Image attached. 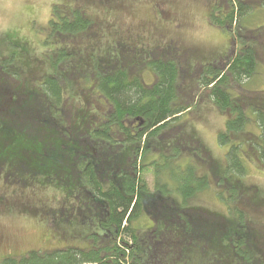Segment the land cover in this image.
<instances>
[{"label": "trees", "instance_id": "16d2710c", "mask_svg": "<svg viewBox=\"0 0 264 264\" xmlns=\"http://www.w3.org/2000/svg\"><path fill=\"white\" fill-rule=\"evenodd\" d=\"M67 1L77 0L60 2ZM247 1L227 3L223 19H218L211 11L207 20L214 27L230 32L233 25H239L247 16L249 7H253ZM77 2L80 4L81 0ZM54 7L48 37L57 39L60 45L55 52L46 51L48 54L43 58L51 64L52 70L71 56L62 48L64 39L70 37L73 41L76 35H86L90 27L84 8L68 7L62 14L60 6ZM89 33L93 30L85 36L87 43L92 44L95 39ZM260 40L264 52V39ZM71 44L78 47L76 42ZM118 44L126 45L122 40ZM3 45L10 53L7 56L0 54V78L3 79L0 80V156L13 162L17 169L14 172L19 166H32L48 186L52 185V179H56L57 183L72 187L73 201L79 206L76 204L74 209L66 201L68 209L64 211L68 215L65 216L69 218L72 213H78L74 214L73 222L87 223L97 231L85 238L88 248L65 246L32 251L22 258L4 257L1 264H184L187 254L194 252L196 247L201 248L200 255L205 254L210 262L207 264H264V227L246 223L243 216L239 220L236 218L235 222L200 208H182L171 201L172 194L177 192L186 202L203 186L190 171L182 180L177 178L183 175L180 169L170 170V162L177 157L176 154L187 152L192 158L196 155L204 161L202 163H209L200 144L182 134V125L175 126L193 101L174 106L179 95V68L171 58L153 57L148 67L154 72L156 81L153 85H146L135 75V69L129 68L132 61L126 55V49L121 47L120 50L118 45L116 53L107 57L111 65L96 66L93 71L96 80L91 78L89 96H94L97 103L91 99V105L83 97L77 108L76 98L80 94L75 90H72L73 97L67 95L64 100L68 81L76 78L75 73L68 74L67 71L76 69L77 63L57 67L56 73L40 78L35 76L39 74L38 70H30L36 57L32 58L31 53L27 55L25 43L12 34L7 35ZM242 48L235 58L227 56L222 65L208 66L198 72L195 86L208 91L213 104L226 118L225 130L218 136L220 144L231 145L233 150L238 148L240 152L236 155L226 153L224 174L215 177L214 181L224 186V192L231 199L239 195L244 201H253L256 199L254 187L242 185L245 189L241 188L240 177L246 168L240 161L243 155L249 156L250 151L264 156L262 107L255 110L257 120L254 123L260 129V135L245 132L249 121H255L246 117V112L252 103L263 104L264 93L248 94L244 91L246 94L242 99H234L231 94L232 85L241 87L244 80H249L257 70L258 58L253 47L243 45ZM54 57L60 61L53 60ZM93 59L96 64L97 59ZM103 60L104 57L98 59ZM122 61L124 67L118 64ZM17 64L22 70L16 68ZM23 74L26 76L22 77ZM188 78L186 74L184 91ZM31 79H35L32 84ZM29 85L31 88L27 93L24 89ZM6 88L10 101L1 94ZM100 103L103 109L95 107ZM90 113L92 117L88 116ZM74 115H80L86 125H77ZM162 136L178 139L160 151ZM241 136L248 138L246 144H235V139ZM190 149L196 153H191ZM151 152L162 153L164 161L162 167L159 161L156 164L159 169L155 171L156 193H146L147 186L139 176V159ZM209 166L218 168L213 161ZM166 171L171 183L163 178L162 173ZM231 177L236 180L233 182ZM166 184L168 188L162 190ZM261 206L257 212L264 213V202ZM79 209L87 213H81ZM144 215L154 225L147 237L140 235L136 225ZM80 217L83 219L78 221ZM66 220L62 218V225L68 223Z\"/></svg>", "mask_w": 264, "mask_h": 264}, {"label": "rangeland", "instance_id": "374dc122", "mask_svg": "<svg viewBox=\"0 0 264 264\" xmlns=\"http://www.w3.org/2000/svg\"><path fill=\"white\" fill-rule=\"evenodd\" d=\"M60 1L0 0V43H2L0 54L7 56L10 53L8 48L3 45V41L7 35L9 37L13 34L20 42L26 44L27 55L31 53L32 58L36 57L30 67V70L39 71V74L35 75L36 77L44 78L47 74L56 73L55 68L57 67L62 68L63 65L77 63L76 69L72 68L67 71L68 74L75 73L76 78L68 81V87L64 92V100L67 95L73 97L74 90L76 94H80L77 95L78 99L76 98L77 108L83 97L85 102L91 105V99L97 103L94 96H89L91 78L96 80L92 75L93 71L96 66L111 65L107 61V57L111 56L112 52L116 53L118 47L120 50L121 47L126 49V55L132 61L129 68L135 69V75L140 77L144 84L153 85L156 81L155 74L148 67L149 62L154 56L159 58L164 54V50H158L161 45L157 42V33H161L163 37L165 33L167 34L166 44L174 38L181 40V47L191 51L195 56L189 58L191 68L196 63L216 62L221 57L224 59L227 56L231 59L235 58V55L243 49V45H250L257 54V70L249 80H244L241 87L232 85L231 94L234 99H242L246 94L244 91H247L248 94L264 93V52L260 47V39H264V32L257 33L264 30L263 0H245L253 7H249L250 11L247 16L240 20L239 25H233L230 32L214 27L207 17L213 11L218 19H223L226 13V4H233L235 0H81L80 4L77 2L78 0L70 3ZM54 5L60 6L62 14L68 7V9L84 8L89 19V30H93L89 36L94 37L95 41L92 44L87 43L85 36L89 30L86 35H76L73 41L70 37L64 39L65 45L62 48H65L71 56L67 60L59 62L57 67L54 65L55 68L52 70L51 64L48 63V60L44 61L43 58L48 54L46 51L55 52L60 45L57 39L48 37L50 23L55 15ZM177 26L180 28L177 29ZM237 38L239 40L236 41ZM48 39L50 40L47 41ZM121 40L129 46H120L118 43ZM234 41L235 44L232 43ZM72 42H76L78 47L72 45ZM94 57L97 59L96 64H94ZM101 57H104L103 62L98 61V59L101 60ZM52 59L60 61L57 57ZM118 64L124 67V61ZM176 65L179 68V95L174 106L186 104L188 101H193V103L175 126L182 125V134L188 135L200 144L204 157L209 160V163H202L204 161L198 156L194 155L192 158L187 152H182L179 156L176 154L177 157L170 162V170L180 169L183 175L177 178L182 180L184 175L190 171L194 177L199 178L198 182H202L203 186L186 202H183L180 193L177 192L172 194L171 201L182 208H200L204 212L235 222L243 216L246 223L264 227V213L257 212L259 208L263 207L261 204L264 202V156H257L254 151H250L249 156L243 155L240 161L246 168L243 177H240L241 188L253 186L256 191V199L244 201L239 195L233 196L231 199L224 192V186L221 183H216L214 179L221 177L226 168V153L230 152L229 154L236 155L240 152H238V148L233 150L231 145L220 144L218 136L225 130L226 118L213 104L208 91L200 89L198 85L195 86V78H191L187 70L182 71L177 63ZM16 68L22 70L19 64ZM181 74L185 77L186 74L189 75L188 81L185 82V91L183 90L184 76L181 77ZM24 76L26 75L23 74L22 77ZM0 80L3 79L0 78ZM34 80L31 79V84ZM30 88L31 85L24 90L29 93ZM7 89H5V93L1 94H5L4 97L10 101L11 96L9 97ZM0 98L2 97L0 96ZM262 102L263 104H250L252 107L246 112V117L255 121H249L245 132L260 135V129L254 123L257 120L255 110L258 107H262L261 111L264 116V100ZM95 107L103 109L101 103L100 106ZM88 116L92 117L91 113ZM74 120L77 125H86L80 115H74ZM176 139L178 137L165 139L162 136L160 140H163V146L160 151L166 150L170 144L177 141ZM247 141L248 138L241 136L235 139V144H246ZM262 142L260 143L262 144ZM255 148L259 147L255 146ZM190 152L196 153L194 149H190ZM49 155L52 158L51 152ZM161 155L162 153L151 152L139 159L141 166L139 176L147 186L148 192L146 193H156L155 171H159L156 169V164L159 161V165L162 167L164 163ZM211 161L214 166L218 167L217 169L210 168ZM0 166H2L0 169V264L4 257L22 258L32 251H45L65 246L88 248L85 238L88 234L96 232L97 229L87 223L86 225L73 222L74 214L78 213H72L69 218L65 216L67 213L64 210L68 209L66 201H69L74 209L76 204L78 205L77 201H73L75 195L72 187L57 183L56 179H52V185L48 186L43 178L36 175L37 172L33 171L32 166L22 165L19 166L18 171L14 172L17 169L14 168L13 162L3 159L1 156ZM167 173L168 171L162 173L163 178L170 182ZM231 178L233 182L236 180ZM165 188H168V184L163 185L162 190H166ZM227 202L229 203L227 204ZM80 212L87 213L83 210ZM83 215L85 216V214ZM63 217L67 218L66 222H68L63 224L64 226L61 222ZM82 219L80 217L78 221ZM150 222V218L144 215L136 224L141 236L149 235L148 231L154 226ZM197 244H199L198 241ZM199 249L201 248L196 247L194 252L188 253L184 264H207L209 261L205 254H199Z\"/></svg>", "mask_w": 264, "mask_h": 264}, {"label": "flooded vegetation", "instance_id": "af4514ba", "mask_svg": "<svg viewBox=\"0 0 264 264\" xmlns=\"http://www.w3.org/2000/svg\"><path fill=\"white\" fill-rule=\"evenodd\" d=\"M180 26H177V29H179ZM160 37V39H158ZM166 38L167 34L165 33V36L163 37L161 33L156 34L157 42L161 45L158 50H164L163 58L169 57L174 62H176L180 70H187L190 73L191 78H195L198 74V72H201L204 68H208V66L212 65H222L224 63V57H221L216 62H210L206 61L204 63H196L195 66H192V68L189 65V58H193V53L189 50L183 49L181 47V40L179 38H174L173 40H170L169 43L166 44ZM195 57V56H194Z\"/></svg>", "mask_w": 264, "mask_h": 264}]
</instances>
